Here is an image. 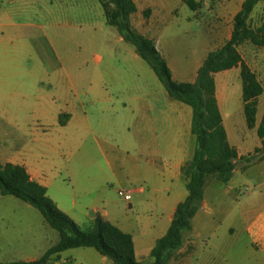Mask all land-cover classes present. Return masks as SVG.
Wrapping results in <instances>:
<instances>
[{"label": "rangeland", "instance_id": "374dc122", "mask_svg": "<svg viewBox=\"0 0 264 264\" xmlns=\"http://www.w3.org/2000/svg\"><path fill=\"white\" fill-rule=\"evenodd\" d=\"M134 1L135 30L149 37L168 26L163 45L180 70V58L198 55L211 39L214 48L222 45L241 0H195L196 10L169 0L168 6L177 8L172 15L161 12L164 5L152 4L155 12L148 24L142 16L143 1ZM262 22L264 0L248 18L252 27ZM238 50L264 88V47L244 42ZM216 84L227 127L238 130L241 149L251 148L257 135L245 126L236 70L218 73ZM143 92L156 94L153 108L167 107L161 99L166 95L161 82L133 45L106 24L98 0H0V156L23 157L29 171L33 166L42 172L50 198L73 215L81 229L88 227L97 210L114 212L117 219L133 224L139 219L135 200L141 196L133 194L130 205L117 194L118 187L138 186L130 171L132 151L108 146L100 123L121 113L124 103L128 106L133 96ZM263 111L264 89L258 96L257 120ZM60 112L70 113L64 126L58 123ZM95 125L101 135L90 131ZM122 134L129 139L130 130ZM256 192L254 184L242 185L240 202ZM3 204L23 205V221L0 223V255L38 256L45 244L57 238V231L35 208L0 194ZM212 241L199 239L181 264H264V256L250 247L245 234L219 235ZM182 256L175 255L170 263L180 264ZM102 257L106 262H100ZM58 264L113 263L93 247H75L61 251Z\"/></svg>", "mask_w": 264, "mask_h": 264}, {"label": "crops", "instance_id": "0c3cea01", "mask_svg": "<svg viewBox=\"0 0 264 264\" xmlns=\"http://www.w3.org/2000/svg\"><path fill=\"white\" fill-rule=\"evenodd\" d=\"M142 1V16L145 18L144 23L146 24H148L147 21L153 17L155 12L154 9H151L152 4L164 5L161 7L163 10H161V12L164 14L172 15L173 13H177V8L168 6V4H170L169 0ZM177 1L184 3L183 0ZM241 2L242 0L240 1V4ZM135 5V12H137L138 6L136 3ZM147 9L149 10V13L144 16L143 13ZM133 14L130 15V22ZM187 18L189 19L190 17L188 16ZM150 28V25L146 27V33L150 31ZM167 28L168 26L165 25L163 28H160L155 36H149L148 38L154 40L157 49L166 60L174 80L186 82L194 81L197 69L203 62L207 53L210 50L215 49L213 46V40L211 39L207 42L201 52L198 55H193L189 60L180 58L183 67H181L180 70H176L173 61L169 58L167 50L163 45L162 36L165 34L164 32L166 30L169 31ZM229 34L226 39L229 37ZM142 35L145 36L146 34L142 33ZM241 57L250 67L245 58L243 56ZM228 70H236V74L239 77L238 67H232L222 71ZM222 71L213 74L215 95L222 116V123L226 131L227 140L230 145L236 148L238 157L235 162L233 174L227 183H223L215 178L207 179L204 186L201 206L191 220L192 230L184 237L183 246L173 256L174 258L175 255H183L179 259L180 264L188 259L189 255L194 251V245L199 239L202 241L208 239L210 241L213 240L212 242H214L218 239L219 235L222 237L233 238L245 234L249 239L250 247L255 252H260L264 256V158L249 163H245L239 159L240 156L252 153L254 148L260 145V139L257 136L251 148H242V150V146L239 142L240 136L238 130L235 127V129L232 128L229 130L227 127L223 111L219 104L216 84V76ZM162 96L163 102L165 103V106H167L165 108L158 110L153 108L152 106L157 100L156 94H147L146 92H143L133 96L128 106L124 103L123 111L121 113H118L115 117L109 118L105 122L102 121L100 123L105 128L102 139L108 144V146L113 144L119 149L125 148L132 151L130 171L133 174L135 181L138 183V186L126 187L132 189V195L137 194V196H141V198L135 200V206L137 207L138 212L137 216L139 219L136 220L134 224L128 219H117L114 212L106 210L101 212L100 210H97L94 211V213L95 216L100 215L118 226L122 231L130 233L133 241L135 258L143 262L152 261L149 254L150 249L155 240L166 232L176 204L183 200L187 195L184 182L180 177V166L185 159L192 154L195 145L194 138L190 133L191 108L182 102L176 100L171 101L173 99H170L165 93L164 95H161V99ZM61 114L65 115L61 117L62 122H60ZM256 115L257 109L254 126L250 128L251 130H254L255 133L256 127L261 119L260 117L257 120ZM0 117L3 118L2 114ZM68 119H70L69 112H60L58 114V123L60 125H66ZM245 126L247 127L246 122ZM96 127L97 125L90 126V131L93 135H101L99 132L97 133L98 130ZM124 130H130L129 139L124 138L122 134ZM94 139L97 150H100L101 153L104 154L102 145L96 140V138ZM106 161L111 164L108 158H106ZM0 162H11L23 165L32 179L45 186L47 193L48 186L44 181L42 172L34 168L32 165L33 171H29L26 165L27 163L25 164L23 161V157L16 159L10 155H6L3 158L0 156ZM251 183L255 185L257 192L255 194L248 193L245 201L241 203L238 197L239 190L242 185L244 186ZM119 188L120 187H118V189ZM251 199L252 201L250 202ZM51 200L61 211H64L53 198H51ZM127 203L131 205L130 201ZM30 206L33 207L32 205ZM22 210L23 205L21 204L0 205V223H9L10 221L18 224L22 223ZM69 215L70 218L76 221L73 215ZM33 216H35V214H33ZM43 220L45 221L44 218ZM45 239H48V237ZM52 239L53 240H51L49 244H45L42 254L48 248L57 243L59 239L58 232L57 238L53 237ZM41 255L23 258V255L1 254L0 263L32 261L38 259ZM59 257L60 252L57 256H52V259L46 264H58ZM172 259L168 264H171L170 262ZM99 260L102 263L106 262L103 257L99 258Z\"/></svg>", "mask_w": 264, "mask_h": 264}, {"label": "trees", "instance_id": "16d2710c", "mask_svg": "<svg viewBox=\"0 0 264 264\" xmlns=\"http://www.w3.org/2000/svg\"><path fill=\"white\" fill-rule=\"evenodd\" d=\"M261 0H242L232 16L229 37L218 48L210 50L197 69L194 81H176L172 78L166 60L157 49L153 39L132 26L130 15L136 10L133 0H98L106 24L113 26L125 42L133 45L137 55L151 68L170 99L182 102L191 108L190 133L194 138L192 154L180 166V177L187 195L179 201L166 232L158 237L150 249L152 261L135 258L131 234L122 231L106 218L96 215L86 229L61 211L46 193L45 186L32 179L21 164L0 162V193L12 195L35 207L51 228L59 234L56 244L48 248L38 259L0 264H46L52 256L75 247H93L113 264H168L183 246L184 237L192 230L191 220L201 206L204 186L209 178L227 183L235 168L237 150L230 145L222 123L215 95L213 74L232 67L239 68L241 80L240 99L248 128L255 123L257 98L263 86L254 71L242 59L237 47L248 42L264 47V22L257 27L248 23V18ZM196 10L199 2L183 0ZM149 10L144 11V16ZM60 115V122H62ZM260 145L252 153L240 156L245 163L264 158V111L256 127Z\"/></svg>", "mask_w": 264, "mask_h": 264}, {"label": "built area", "instance_id": "2783aa9c", "mask_svg": "<svg viewBox=\"0 0 264 264\" xmlns=\"http://www.w3.org/2000/svg\"><path fill=\"white\" fill-rule=\"evenodd\" d=\"M117 194L123 198V200L129 202L132 196V189L130 188H119Z\"/></svg>", "mask_w": 264, "mask_h": 264}]
</instances>
